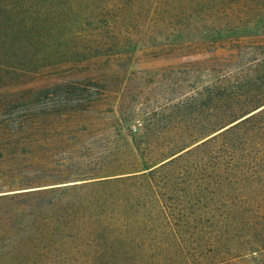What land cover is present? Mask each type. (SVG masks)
<instances>
[{"label": "trees", "instance_id": "16d2710c", "mask_svg": "<svg viewBox=\"0 0 264 264\" xmlns=\"http://www.w3.org/2000/svg\"><path fill=\"white\" fill-rule=\"evenodd\" d=\"M25 2L24 10L0 0V264H264V186L207 223L183 185L186 160L212 140L230 144L244 129L264 148V46L236 54L239 71L185 95L172 111H145L128 164L103 155L91 165L90 145L79 140L102 113L100 85L14 82L50 57L110 56L139 43L154 51L245 44L253 32L232 27L262 1ZM135 113L116 109L99 122L119 131ZM193 116L198 123H187ZM59 146L83 149L63 175L49 157ZM251 165L259 173L264 157Z\"/></svg>", "mask_w": 264, "mask_h": 264}, {"label": "rangeland", "instance_id": "374dc122", "mask_svg": "<svg viewBox=\"0 0 264 264\" xmlns=\"http://www.w3.org/2000/svg\"><path fill=\"white\" fill-rule=\"evenodd\" d=\"M14 1L22 3L24 10L28 6L25 0ZM261 1V6H255L244 16L248 21L236 23L238 26L232 27L237 33L253 32L252 35L255 36L246 38L251 41L243 42L245 44L195 50L158 46L160 48L154 51L148 45L139 43L110 56L102 53L82 60L65 56L57 59L50 57L51 60L39 64V69L18 76L14 82H19L23 87L52 86L61 81L86 79L100 85V88H104V95L100 96L102 113L95 122L89 124L87 132L78 135L79 140L83 139L90 145L84 152L92 161L91 165L103 155L110 161L116 160L115 163L123 161L128 164V143H132L131 135H143L141 118L145 111H172L173 104L180 102L185 95L218 82L224 75L230 78L231 74L239 71L242 65L236 60L231 61L236 54L264 46V0ZM52 49L50 51L54 53ZM44 103L49 104L47 98ZM116 109H135L137 114L128 123L129 128L118 131L99 122L101 119L107 121ZM198 118L193 116L186 122L198 123ZM186 122L184 123L188 125ZM134 126L136 129H133ZM235 136L230 144L221 142L226 140L225 137L208 142L188 157L185 163L186 181L183 185L189 193L190 204L205 211L202 219L207 223L219 221L222 214L229 215L233 207L244 203V199L252 195L255 189H262L264 186V165L258 167L259 173H253L250 168L252 162L264 157L261 144L263 139L244 129ZM82 152L83 149L73 152L62 146L50 151L49 157L53 159L54 168L59 169L56 173L65 174L63 168L71 159V154L77 158L76 155ZM71 171L75 173L76 170Z\"/></svg>", "mask_w": 264, "mask_h": 264}, {"label": "water", "instance_id": "95a60500", "mask_svg": "<svg viewBox=\"0 0 264 264\" xmlns=\"http://www.w3.org/2000/svg\"><path fill=\"white\" fill-rule=\"evenodd\" d=\"M264 105H262L261 107H263ZM261 107H259V108H257V109H255L254 111H256V110H258V109H260ZM254 111H252V112H254ZM251 113V112H250ZM248 115V114H247ZM246 116V115H245ZM244 117V116H243ZM239 120V119H238ZM238 120H236V121H238ZM236 121H234V122H236ZM234 122H232V123H234ZM232 123H230V124H232ZM229 124V125H230ZM228 126V125H227ZM224 128V127H223Z\"/></svg>", "mask_w": 264, "mask_h": 264}]
</instances>
